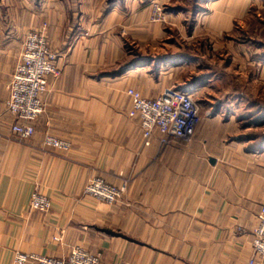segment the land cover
I'll return each instance as SVG.
<instances>
[{
  "label": "crops",
  "instance_id": "1",
  "mask_svg": "<svg viewBox=\"0 0 264 264\" xmlns=\"http://www.w3.org/2000/svg\"><path fill=\"white\" fill-rule=\"evenodd\" d=\"M263 1H208L192 28L181 26V12H167L168 28L149 22L151 0H0V264H17V254L63 258L76 246L99 254L100 264L250 259L264 204V147L252 149L249 137L264 126L254 123L260 108L227 101L205 109L190 142L161 145L156 134L146 144L125 91L134 87L154 98L173 85L199 93V79L213 78L182 83L177 76L224 57L218 50L232 53L226 62L247 56L244 44L237 54L230 50V33L251 4ZM42 28L59 53L60 72L48 78L45 111L31 121L34 134L20 140L5 101L24 34ZM170 31L190 45L208 40L213 49L187 52L177 39L172 49ZM47 134L70 149L46 146ZM97 176L125 187L116 202L84 193ZM35 191L49 197L47 209L30 207Z\"/></svg>",
  "mask_w": 264,
  "mask_h": 264
},
{
  "label": "built area",
  "instance_id": "2",
  "mask_svg": "<svg viewBox=\"0 0 264 264\" xmlns=\"http://www.w3.org/2000/svg\"><path fill=\"white\" fill-rule=\"evenodd\" d=\"M163 11L157 5L152 9L156 20L162 18ZM26 52L21 62H17L10 80V91L5 101L6 109L15 122L12 131L20 140L31 137L36 120L44 111L43 96L47 91V78L56 72V62L48 53L46 42L37 32L30 33L25 44ZM126 94L132 101V112L140 122L142 136L149 140L156 134L160 136L161 145H166L171 139L190 142L200 120L199 109L193 100V95L177 87H170L156 98L144 97L139 91L128 88ZM44 144L54 149L67 152L70 143L47 134ZM124 186H115L97 176L88 180L84 193L106 203H114L121 197ZM50 205L47 195L35 191L30 198L33 210H45ZM257 222L252 230V256L243 264H257L264 259V204L257 213ZM14 261L17 264L36 262L38 264H100L99 254L91 253L83 247L72 248L63 258L43 257L35 254H17Z\"/></svg>",
  "mask_w": 264,
  "mask_h": 264
},
{
  "label": "rangeland",
  "instance_id": "3",
  "mask_svg": "<svg viewBox=\"0 0 264 264\" xmlns=\"http://www.w3.org/2000/svg\"><path fill=\"white\" fill-rule=\"evenodd\" d=\"M182 1L183 2L174 3V6L182 5L186 9L185 11L181 12L183 15V18L180 21L181 26L183 25L186 28H192L195 25L194 23L195 17L198 15L200 11H202L206 7L207 2L211 0H206L203 3V9L197 12L195 16L194 14L192 15L193 4L186 3L185 0ZM155 5L159 6L163 11L162 18L158 20H156L152 16V9ZM167 5H169V3ZM166 6H163L159 0H151L150 10H149V22L151 24L167 25V27L170 28V25H168V20L166 18L167 16L166 13L168 12L166 10ZM178 25L179 23L177 24V26ZM234 27L235 28L230 33L234 41V43L232 44L233 47H230V50L236 53V50L234 49H236L237 44L238 43H240L241 45L244 44V47L246 48L247 56L243 57L242 55L239 58L240 62H238L237 58H236L237 62L236 61L226 62L232 60L233 57L232 53L229 54L230 57L229 56L226 57L225 56L226 51H224L223 53L222 51L218 50V54H223L224 57H220L217 55L213 59L211 58L208 59L211 62H200L199 67L189 66L180 72V76H177L178 78H182L183 81L182 83L186 81H191L194 77L200 78L202 75L209 78L211 77V79L213 78L210 83H206V84L204 82L203 83L200 82L202 81L201 79L203 78L199 79L200 83L198 82V84L199 85L204 84V87L202 90L200 89L201 91L199 90V93L195 95L193 94V100L196 102L199 109V118L202 116V113L205 111V109L209 107L220 106L227 101H235L236 102L234 103L235 106L245 109L249 107L261 108L262 106H264V1L258 5L251 4L249 8V14L245 18V20H243L241 23L235 22ZM172 28H174V26H172ZM34 32H37L38 35H41L44 38L48 53L50 55H53L54 57V60L52 62H56V68H57L56 72L55 74H51L49 76L58 75L60 72L59 66L57 65V59L59 53L56 50H52L50 48L48 44L47 36L45 35V30L43 28L29 30L24 34L21 51L17 62L22 61V58L26 52L25 44L27 42L29 34ZM170 32H171L170 34H167L166 41L168 43L170 42L169 45H171L172 49L175 48L174 47L175 42H171V41H175L176 39L183 44V46L185 47V51L187 52H189L190 49L193 50L194 53H197L198 50L196 49H199L200 52L203 49H206L208 51L213 49L212 42L208 40L196 39L190 45V43H187L188 40L180 38V36L177 34L175 35L174 33L175 31L174 32L170 31ZM176 44L178 43L176 42ZM191 46H193V48ZM127 47H129V45ZM133 53L136 54V50H133ZM48 78H47V90H48ZM195 84L196 82L195 80H193L192 83L189 82L188 86L185 85V88L193 86ZM170 87H176V86L169 85L166 86L164 89ZM128 88H133L137 90L134 87H128ZM224 92L229 93V95L227 94L225 95V97H223ZM126 96L129 98L132 108L131 98L127 94ZM229 96L231 98H228ZM43 101L45 103L44 96H43ZM259 117H257L256 120L259 119L258 122H262L261 125H263L264 124L263 117L261 115H259ZM254 133H261V134L264 133V126H262L261 130L257 129L256 131H254Z\"/></svg>",
  "mask_w": 264,
  "mask_h": 264
},
{
  "label": "trees",
  "instance_id": "4",
  "mask_svg": "<svg viewBox=\"0 0 264 264\" xmlns=\"http://www.w3.org/2000/svg\"><path fill=\"white\" fill-rule=\"evenodd\" d=\"M112 1V0H111ZM206 0H185L186 3H192L193 4V11H192V15L194 14V16L197 14V12H199L201 9H203V3ZM178 2H183L182 0H170L169 5L166 6V10L168 12H183L186 9L182 6V5H177L174 6V3H178ZM260 113L261 116L263 117L264 115V106H262L260 108ZM257 125H260L262 122H258V120H256L254 122ZM249 137L251 139H253L254 141H256V144L251 146L252 149L254 148H260L262 149L264 147V133H251L249 135Z\"/></svg>",
  "mask_w": 264,
  "mask_h": 264
}]
</instances>
